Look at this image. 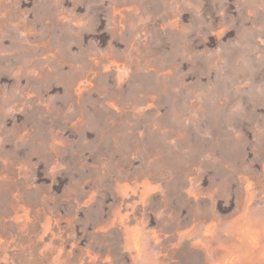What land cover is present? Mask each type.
Masks as SVG:
<instances>
[{"label":"rangeland","instance_id":"obj_1","mask_svg":"<svg viewBox=\"0 0 264 264\" xmlns=\"http://www.w3.org/2000/svg\"><path fill=\"white\" fill-rule=\"evenodd\" d=\"M85 263L264 264V0H0V264Z\"/></svg>","mask_w":264,"mask_h":264},{"label":"bare ground","instance_id":"obj_2","mask_svg":"<svg viewBox=\"0 0 264 264\" xmlns=\"http://www.w3.org/2000/svg\"><path fill=\"white\" fill-rule=\"evenodd\" d=\"M149 187V186H148ZM150 189V188H149ZM140 197V196H139ZM141 198V197H140ZM141 200V199H140ZM147 200V199H146ZM128 208V207H127ZM129 210V209H128ZM139 213V212H138ZM196 217V216H195ZM203 218V217H202ZM196 220H198V219H196ZM201 220V219H200ZM202 222V221H201ZM196 223V222H195ZM179 225V224H178ZM184 225V224H183ZM182 225V226H183ZM186 225V224H185ZM47 226V225H46ZM194 226V225H193ZM192 228V227H191ZM47 230V229H46ZM190 230V229H189ZM194 231V230H193ZM238 231V230H237ZM202 232V231H201ZM190 233V232H189ZM188 234V233H187ZM250 234V233H249ZM131 236H132V234H131ZM140 237V236H139ZM61 238V237H60ZM182 238V237H181ZM200 238V237H199ZM198 238V239H199ZM183 239H184V237H183ZM135 240V239H134ZM257 240V239H256ZM185 241V240H184ZM191 241V240H190ZM134 242V241H133ZM53 243V242H52ZM132 243V242H131ZM141 243V242H140ZM183 243V242H182ZM204 243V242H203ZM185 244V243H184ZM196 244V243H195ZM179 245H181V244H179ZM49 247V246H48ZM61 247V246H60ZM6 248V247H5ZM133 248H134V246H133ZM50 249H51V247H50ZM55 249V248H54ZM74 249V248H73ZM52 250V249H51ZM190 250V249H189ZM204 250V249H203ZM67 251V250H66ZM71 251V250H70ZM90 251V250H89ZM191 251V250H190ZM201 251V250H200ZM206 251H207V249H206ZM65 252V251H64ZM205 252V251H204ZM192 253H193V251H192ZM196 253V252H195ZM132 254V253H131ZM187 254V253H186ZM189 254V253H188ZM204 254V253H203ZM206 254V253H205ZM95 256H96V254H94ZM51 256V255H50ZM66 257V256H65ZM51 258V257H50ZM56 258V257H55ZM75 258V257H74ZM246 258V257H245ZM60 259V258H59ZM81 259V258H80ZM91 259V258H90ZM83 260H85V259H83ZM52 261V260H51ZM47 262V261H46ZM91 263H92V261H91ZM86 264V263H85ZM88 264V263H87Z\"/></svg>","mask_w":264,"mask_h":264}]
</instances>
